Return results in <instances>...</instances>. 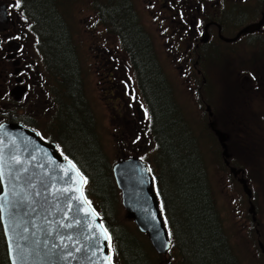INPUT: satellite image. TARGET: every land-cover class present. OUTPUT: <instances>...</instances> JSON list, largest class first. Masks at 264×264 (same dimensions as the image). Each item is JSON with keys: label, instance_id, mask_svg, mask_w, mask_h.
<instances>
[{"label": "rangeland", "instance_id": "1", "mask_svg": "<svg viewBox=\"0 0 264 264\" xmlns=\"http://www.w3.org/2000/svg\"><path fill=\"white\" fill-rule=\"evenodd\" d=\"M7 1L15 10L14 18L17 23L15 21L13 29L18 32L19 39L24 45V52L19 57L22 58L23 66H27L25 68L27 71L23 75L26 78L20 84L17 83L12 62L6 60L5 52H3L2 47L5 43L0 38V115L1 111L7 109L28 115L36 120V124L44 133L50 135L53 132L50 124V122L53 123L54 117L50 100L53 95H47V93L49 80L53 77L47 73L41 56L36 52L34 37L29 32L28 22L21 15L19 8L14 5V0ZM92 1L62 0L61 2V10L66 15L73 31L93 119H90L89 122L85 121L83 116H79L73 111L72 102L68 104L70 112L66 108L64 110L70 119L63 116L70 123L65 127V118L62 117L56 121V126L61 130L63 138L69 142V145L61 143L57 146H59L60 152L77 168H79V164L88 170L89 164L96 163L100 171L105 172L107 176L108 172L105 170L108 168L111 172L112 164L123 154L129 156V152L134 151L135 148L153 168L155 145L148 133V119H141L140 113L136 114V110L133 109L137 104L139 108L145 107L142 98L137 94L135 77L126 61L125 54L119 49L116 39L95 20L91 10ZM131 1L141 25L152 36L158 63L170 83L172 96L180 114L198 142L202 159L208 170L209 184L235 253L241 260V264H264V255L260 254L258 246V241H261L264 246V159H258L264 157V118L260 117V114L264 116V95L253 89L257 87L260 91L264 85V68L255 73V66L251 65L252 60L259 59L261 55L257 50L250 53L249 50H252V46L245 49L243 54H237L225 51L218 43H212L211 45L218 50H206L208 63L201 60L198 68L202 73L199 71L198 74L188 70L186 73H190L189 75L181 76L180 73L184 71L182 72L180 69V72L177 68L180 67L179 63H182L184 59H181L180 62L176 61V64L179 65L176 66L171 56L166 54V46L164 47V44L169 40H166L165 36L170 34L172 26H170L171 30L165 32L161 29L165 26L169 27L168 22L152 20L151 15L158 11V5L150 4L151 0ZM253 1L250 0V3ZM255 1L258 2V0ZM217 15L220 17L219 13ZM246 15V11L241 9L231 14L229 19L231 22H235L245 18ZM229 34L234 35L235 32ZM183 45L184 43L181 46ZM241 47L246 48L245 45H241ZM30 73L32 75L29 76ZM246 75L249 77L248 81L242 82V77ZM251 76L257 78L256 84ZM151 85L158 89V84L155 81H152ZM251 85L250 92L247 89ZM20 86L24 89L16 98L12 90ZM199 87L202 88L199 89ZM158 91V95L161 97L159 102L165 112L163 95L160 94V89ZM241 92L244 94V100L239 102L238 97ZM206 103L211 105L213 111L218 109L216 114L220 128H226L231 133L230 147L233 155L236 157V154H241L244 157L243 160L245 156L249 157L251 163L239 160V158L235 159L239 162L238 166L243 165L239 168H243L244 177L248 178V185L253 191L255 199L247 198L241 184L232 176L228 167L222 163L221 148L207 128ZM164 119L162 121L166 123L172 141L175 138L180 139V135L175 136L178 128L172 123L173 117L166 116ZM246 132L249 133L246 134ZM175 145L177 148V144ZM177 150L179 158L185 163L188 154L186 155L179 148ZM252 156L257 158V161H252ZM193 171L190 169L189 172ZM174 174L176 182H172V185L175 188L177 202L181 204V183L177 182L178 178H183L185 175L178 171L179 177L177 178L176 173ZM98 180L100 181L99 177ZM98 183L96 179L95 190L98 188ZM183 183L186 187L188 186V183ZM105 185V180L100 181V186L103 189H106ZM90 195L94 202L99 203L96 196L94 197L91 193ZM249 200L256 211L255 221L252 220V214L249 212ZM116 207L117 203L113 202L112 211ZM118 207L119 211L116 215L127 225L133 229L135 227L137 232H140L132 221L124 220L125 210L121 201L120 204L118 203ZM129 230L133 231L130 228ZM142 237H146V242L151 247L150 255L155 264H181L169 255L166 257L167 263L161 262L163 258L159 256L165 254H158L153 249L145 233ZM131 250L134 251L135 247H131ZM156 255L158 259H156ZM218 264L221 263L218 262Z\"/></svg>", "mask_w": 264, "mask_h": 264}, {"label": "trees", "instance_id": "2", "mask_svg": "<svg viewBox=\"0 0 264 264\" xmlns=\"http://www.w3.org/2000/svg\"><path fill=\"white\" fill-rule=\"evenodd\" d=\"M61 2L62 0H20L18 6L21 15L28 22L29 32L34 37L36 52L41 56L47 73L53 77L49 80L47 93L53 95L50 99L54 114L53 123L50 122L53 132L50 135L44 133L32 117L16 113L11 109L1 111L0 122H21L37 130L48 141L58 145L61 143L69 145L56 126V121L64 117L63 115L69 118L64 109L69 111L68 104L72 102L73 111L83 116L85 121L89 122L93 119V115L92 111L90 113L91 108L86 96L83 70L73 31L61 10ZM91 10L95 20L116 39L119 49L125 54L135 77L137 94L142 98L147 109L148 133L155 145L153 168L136 148L129 154L141 157L153 170L155 191L172 242L167 253L159 256L163 258L161 262L167 263L166 257L169 255L181 264H218V262L241 264L215 202L209 184L208 170L202 159L198 142L180 114L172 96L170 83L158 63L152 36L141 25L132 1L93 0ZM152 81L158 84L160 94L163 95L165 112L159 102L161 98L158 95L159 91L151 85ZM166 116L173 117L172 123L178 128L175 136L180 135V139L175 138L172 141L167 125L162 121ZM64 118L66 127L70 122L66 117ZM174 143L180 151L188 154L185 163L179 158ZM80 148L85 150L83 147ZM78 166L87 178L86 197L100 217L104 228L108 230L107 234L111 236L112 264H155L150 255L151 247L146 242V237H142L144 233L137 232L135 227L133 229L116 215L119 211L120 199L113 175L111 176L112 171L109 172L107 168L105 170L108 172L107 176L105 172L100 171L96 163L89 164L88 170L79 164ZM190 169L194 171L189 172ZM178 171L185 176L178 178ZM174 173L179 179L177 183H181V204L177 202L175 188L172 185L175 181ZM98 177L100 181H106V189L100 186ZM96 179L99 183L95 190ZM246 180L248 182V178ZM183 182L188 183V186L186 187ZM90 193L96 196L99 203L93 201ZM252 197L254 198L253 191ZM113 202L117 203V207L112 211ZM126 219L125 216L124 220L127 221ZM131 247H135V250L132 251ZM0 248V264H9L1 226ZM156 259H158L157 255Z\"/></svg>", "mask_w": 264, "mask_h": 264}, {"label": "water", "instance_id": "3", "mask_svg": "<svg viewBox=\"0 0 264 264\" xmlns=\"http://www.w3.org/2000/svg\"><path fill=\"white\" fill-rule=\"evenodd\" d=\"M10 13L5 0H0V32L10 37ZM261 23L249 25L240 33L252 32ZM202 41H205L203 39ZM19 44L8 40L7 59ZM17 61L13 62L15 66ZM19 68L14 70L15 73ZM246 75L242 82L248 81ZM20 82V77L15 78ZM16 87V98L22 93ZM206 110L212 115L210 106ZM221 148L224 163L241 184L248 198L251 190L243 170L229 166L227 137L210 121ZM19 160V163L16 161ZM58 151L54 142L43 140L36 130L20 122L0 123V223L10 264H108L109 240L104 228L83 195L76 191L77 168ZM115 184L120 191L121 205L127 219L145 233L158 254H165L172 245L159 209L149 167L137 157H122L112 165ZM70 189V191H64ZM252 220L256 215L249 202ZM261 252L264 247L258 243ZM112 264V263H111Z\"/></svg>", "mask_w": 264, "mask_h": 264}, {"label": "flooded vegetation", "instance_id": "4", "mask_svg": "<svg viewBox=\"0 0 264 264\" xmlns=\"http://www.w3.org/2000/svg\"><path fill=\"white\" fill-rule=\"evenodd\" d=\"M244 3L245 5L239 3ZM151 0L150 4L158 5V11L151 15L153 21H159L164 23H169L168 26L163 27L162 31L170 32L165 39L168 40L166 44H164L165 52L168 56H171L174 64L180 62L181 59H184L182 63H179L180 67L177 68L179 71L182 70L183 73L180 75H189L190 73H186L188 70L195 71V73H200L201 70L198 69L200 66V62H207L206 50L215 49L216 47L211 45L212 43H218L221 47L227 52H234L237 54H243L244 50L252 46V50H249L251 53L253 50H257L261 57L257 60H252V66L254 67L255 73L260 69L264 68V0H254L250 3V0ZM149 4V5H150ZM154 7V6H153ZM246 11V17L241 20H237L235 22H231L229 16L236 12L237 10ZM220 14V17L217 15ZM255 14V15H254ZM252 17V18H251ZM14 18V12H13ZM11 17V19L13 20ZM249 21V22H248ZM260 22L259 27H255L252 32L240 33V31L249 25H254ZM167 25V24H166ZM149 32L147 29H145ZM13 32V38L18 41V35L14 33L13 28H11ZM235 32L234 35L229 34ZM150 33V32H149ZM171 35V36H170ZM1 36V33H0ZM2 37V36H1ZM3 42L5 41L4 38ZM9 39V38H8ZM205 39V41H202ZM7 40V39H6ZM184 43L183 46H181ZM241 45H245L246 48H242ZM5 50V48H4ZM20 50L14 53L12 57V61L15 59L17 61V65L19 66V74L21 81L26 78L23 77L24 72L27 71L23 62L21 61ZM181 57H178V56ZM177 61V62H176ZM11 62V61H9ZM178 65V66H179ZM196 66V67H195ZM209 66V65H208ZM180 70V72H181ZM200 71V72H199ZM202 73V72H201ZM248 74V73H247ZM252 77V76H251ZM188 78H190L188 76ZM254 80V84L257 83V78L252 77ZM241 81V78H240ZM204 82V80H203ZM253 84V85H254ZM204 85V84H203ZM202 85V86H203ZM201 86V85H200ZM202 87H199L201 89ZM252 85L249 86L247 90L251 92ZM253 89L256 92L264 95V85L260 88V91L257 87ZM239 102L244 100V94H241L238 97ZM237 102V101H236ZM205 104V112H206V123L208 130L214 135L211 127L209 126L210 121L215 122V128L223 131L227 137V147L229 153V164L238 166L239 162L235 158H239V160H243V156L241 154H236V157L233 155V152L230 147V136L231 133L227 131V129L220 128V124L218 121V109L215 111L212 110L211 105L210 109L212 111V115L209 116L206 111ZM127 106V105H126ZM136 110V114L140 113V118H146L145 109L139 108L138 104L133 108ZM220 109V108H219ZM223 111V109H222ZM227 113V111H226ZM261 118H264L262 114H260ZM249 132H246L248 134ZM238 135L240 133H237ZM215 136V135H214ZM253 145V144H252ZM258 151V149H257ZM245 156L243 161L251 162L249 157ZM253 157V156H252ZM222 163L225 165L223 158ZM258 159H264V157H260ZM252 161H257V158L253 157ZM261 161V160H260ZM262 162V161H261ZM242 166V165H240Z\"/></svg>", "mask_w": 264, "mask_h": 264}, {"label": "snow or ice", "instance_id": "5", "mask_svg": "<svg viewBox=\"0 0 264 264\" xmlns=\"http://www.w3.org/2000/svg\"><path fill=\"white\" fill-rule=\"evenodd\" d=\"M19 3H20V0H14V5H15L16 7L19 6ZM16 162L19 163V160H17ZM71 167H72L73 169H75V165H72ZM76 172H77V176L79 177V179L77 180V183H78V184H81V185H83V184H87V178L84 177V176L79 172L78 169L76 170ZM64 191H70V189H64ZM76 191H78V192L81 193V196L78 197V199H83L84 197H83L82 188H77ZM107 231H108L107 229H104V236H105V239L111 241V236L107 234ZM106 260L108 261V264H111V262H112V257H111V256H108V257H106ZM13 264H15V261H13Z\"/></svg>", "mask_w": 264, "mask_h": 264}, {"label": "bare ground", "instance_id": "6", "mask_svg": "<svg viewBox=\"0 0 264 264\" xmlns=\"http://www.w3.org/2000/svg\"><path fill=\"white\" fill-rule=\"evenodd\" d=\"M210 126V125H209ZM208 128V127H207Z\"/></svg>", "mask_w": 264, "mask_h": 264}]
</instances>
